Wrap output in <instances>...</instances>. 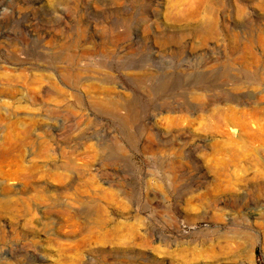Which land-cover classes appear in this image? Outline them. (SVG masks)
<instances>
[{"label": "rangeland", "instance_id": "1", "mask_svg": "<svg viewBox=\"0 0 264 264\" xmlns=\"http://www.w3.org/2000/svg\"><path fill=\"white\" fill-rule=\"evenodd\" d=\"M0 264H264V0H0Z\"/></svg>", "mask_w": 264, "mask_h": 264}, {"label": "bare ground", "instance_id": "2", "mask_svg": "<svg viewBox=\"0 0 264 264\" xmlns=\"http://www.w3.org/2000/svg\"><path fill=\"white\" fill-rule=\"evenodd\" d=\"M100 106H102V107H107V105L104 103H102V102H97Z\"/></svg>", "mask_w": 264, "mask_h": 264}]
</instances>
